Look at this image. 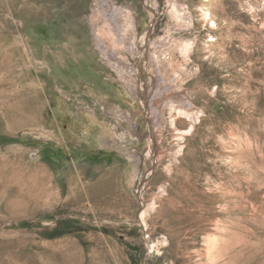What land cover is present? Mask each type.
<instances>
[{
    "label": "rangeland",
    "instance_id": "rangeland-1",
    "mask_svg": "<svg viewBox=\"0 0 264 264\" xmlns=\"http://www.w3.org/2000/svg\"><path fill=\"white\" fill-rule=\"evenodd\" d=\"M178 1L174 95L200 113L182 139L188 119L145 106L168 0H0V264H264V0ZM97 2L133 17L111 60Z\"/></svg>",
    "mask_w": 264,
    "mask_h": 264
},
{
    "label": "bare ground",
    "instance_id": "bare-ground-1",
    "mask_svg": "<svg viewBox=\"0 0 264 264\" xmlns=\"http://www.w3.org/2000/svg\"><path fill=\"white\" fill-rule=\"evenodd\" d=\"M168 3L170 16L175 20V23L169 24L167 26V30L163 35V38H157L155 42L151 43L150 56L154 58L156 63L154 64L151 61H148L145 64L146 68L144 67L149 80L148 93L145 92L148 98L146 100L145 106L148 105L147 113H150V121L153 122L155 128L163 124L164 120L160 113L163 108L168 110L170 114L169 122L172 125H174L176 121H180L181 117L188 119L189 121L187 120L188 122L186 129H177L179 131V139H182L184 138L185 134L192 131L197 120L200 118V113L197 109H195V107H192L189 102L185 101V97L183 95H174L175 87H179L180 84V74L178 68L183 65L182 61L175 59L174 52L177 51L182 56V59L188 60L194 41L188 37L179 41V37L175 36V31L188 28V26L191 24V16L188 14L186 8L181 5L178 0H168ZM97 5L98 7L95 10L96 15L94 18L96 20L101 18L102 25L99 24L100 28L95 25L94 28L96 33V44L105 58L111 60L117 54L119 55L121 48H126L128 44V39L123 38V35L127 33L130 34L133 31L132 13L129 11L130 9H111L109 4L105 5L102 2L101 4L97 2ZM203 17L209 18V13L203 12ZM172 25L175 28H173ZM114 52H116V55ZM161 56H163V58H161ZM162 59L164 61L167 60V65L171 67V77H166V73L162 72ZM111 64H113V62H111ZM124 65L114 63V68L117 70L120 77H123L126 80L127 86L131 87L129 92H127L136 96V92L139 91L143 85V78H132L130 76L131 74L129 75V70ZM129 69L131 70L130 67ZM157 69H159V72H157ZM172 82L175 83L173 84ZM106 132L107 133H105L104 136L102 135L104 138L102 140L107 143L113 142L115 138L113 137L112 133H110L108 130ZM180 149L181 146L178 148L177 153L181 151ZM133 152H130L133 156V159L130 160L132 161L133 165L132 170L128 175L131 183L135 182V177L138 171L137 163L140 161L138 155L134 154ZM147 215V208L142 209L141 213L139 214L140 221L146 223Z\"/></svg>",
    "mask_w": 264,
    "mask_h": 264
}]
</instances>
